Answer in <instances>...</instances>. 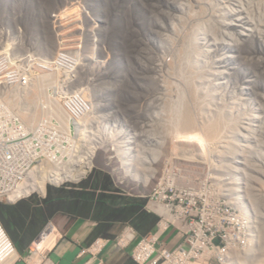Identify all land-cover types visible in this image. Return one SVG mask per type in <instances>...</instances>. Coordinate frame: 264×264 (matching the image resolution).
<instances>
[{"label":"rangeland","instance_id":"obj_1","mask_svg":"<svg viewBox=\"0 0 264 264\" xmlns=\"http://www.w3.org/2000/svg\"><path fill=\"white\" fill-rule=\"evenodd\" d=\"M0 62H73L69 90L104 89L79 127L90 174L147 196L164 174L209 187L215 165H233L239 190L254 163L264 190V0H0ZM249 203L239 201L264 244Z\"/></svg>","mask_w":264,"mask_h":264},{"label":"built area","instance_id":"obj_2","mask_svg":"<svg viewBox=\"0 0 264 264\" xmlns=\"http://www.w3.org/2000/svg\"><path fill=\"white\" fill-rule=\"evenodd\" d=\"M72 63L0 62V202L3 204L16 203L35 194L44 196L49 186L79 182L90 174L95 164L87 169L95 152L79 127L89 125L86 119L92 112L91 97L102 98L105 91L97 83L93 87L100 92L94 95L85 90H69L73 83L71 76L77 71L69 69L68 64ZM56 74L62 77L60 87L52 85ZM36 83L40 86L33 88ZM210 146L224 147L219 142ZM211 156L213 161L220 157L217 151L216 154L211 151ZM82 170L86 172L82 174ZM234 176L233 165L220 170L215 165L209 187H199L189 179L170 181L164 174L147 195L149 208L159 215L156 229L137 238L130 227V233L118 236L117 245L125 248L133 240L132 257L138 264H242L241 258L247 262L264 256L262 239L255 234V221L239 205L240 192ZM170 229L182 236L174 247L161 242ZM52 237L50 228L44 230L33 243L31 253L47 249ZM100 241L94 242L91 251H99L107 240ZM42 242L46 246L41 248ZM19 258L18 249L0 218V264H14ZM96 264L106 262L100 260Z\"/></svg>","mask_w":264,"mask_h":264},{"label":"crops","instance_id":"obj_3","mask_svg":"<svg viewBox=\"0 0 264 264\" xmlns=\"http://www.w3.org/2000/svg\"><path fill=\"white\" fill-rule=\"evenodd\" d=\"M1 220L15 243L20 258L14 264H138L132 257L133 240L127 247L116 239L133 228L137 238L154 231L159 215L149 208V197L119 186L104 171H93L79 182L49 186L44 196L32 195L3 204ZM50 228L53 241L47 249L32 252L39 235ZM107 240L91 251L96 240ZM182 236L168 230L162 244L174 247ZM100 241V242H101Z\"/></svg>","mask_w":264,"mask_h":264},{"label":"bare ground","instance_id":"obj_4","mask_svg":"<svg viewBox=\"0 0 264 264\" xmlns=\"http://www.w3.org/2000/svg\"><path fill=\"white\" fill-rule=\"evenodd\" d=\"M2 5H4L3 3H2ZM192 87V86H191ZM210 115V114H209ZM207 117V116H206ZM205 117V118H206ZM215 117V116H214ZM219 118V117H218ZM183 120H186L184 117H183ZM209 120V119H208ZM211 120V119H210ZM218 122V121H217ZM174 123V122H173ZM185 123H187V122H185ZM189 123H190V121H189ZM205 123V122H204ZM207 123V122H206ZM82 131V130H81ZM212 132V131H211ZM213 133V132H212ZM103 143V142H102ZM92 148V147H91ZM94 149V148H93ZM242 149V148H241ZM95 152V151H94ZM92 153V152H91ZM249 156H251V153L249 154ZM93 158V160L89 163V164H87V169H89L91 166H92V164L96 161V155L94 156V157H92ZM249 160V159H248ZM262 160V159H261ZM259 161V162H262V161ZM250 161V160H249ZM97 162V161H96ZM258 162V161H257ZM252 163V162H251ZM127 164V163H126ZM124 162L122 163V167L125 169V171H126V173H131L132 171H130L129 169H128V167H127V165H126ZM257 164V163H256ZM263 165V164H262ZM259 166H261V165H259ZM243 167V166H242ZM262 167V166H261ZM137 169H139L138 168V166H137ZM240 169V168H239ZM259 169H260V167H259ZM258 167H257V165H255L254 163H253V165H252V167L250 166V165H248V175H244L245 177H242V178H244L245 179V182H243L244 184H246V186L245 185H241L242 184V182H239L238 184H239V195L241 194V193H243V194H241L240 195V197L242 198H238L239 199V201L241 202H243V204H244V202H246V197H247V195H248V198L250 199L251 198V201H252V203H249L250 205L252 204V205H254V206H257L258 205V208H256V210L257 211H259V213L258 214H260V223H261V229H262V232H261V236L264 238V190H263V188H262V190L261 189H259L258 187H257V185H258V182H260L259 180L260 179H258V180H255V178L257 177V174H258ZM262 170H260V172H261ZM264 171V170H263ZM86 172V170H82V174H84ZM139 173V172H138ZM138 173H137V171H133V176L135 177H137V175H138ZM262 173V172H261ZM252 175V176H251ZM260 175H262V174H260ZM264 175V174H263ZM259 178V177H258ZM240 181V180H239ZM243 181V180H242ZM262 182H264V181H262ZM241 183V184H240ZM257 183V184H256ZM264 184V183H263ZM241 190V191H240ZM248 193V194H247ZM246 195V196H245ZM244 199H245V201H244ZM241 205V204H240ZM243 207H242V209L244 208V205H242ZM260 207H261V209H260ZM244 210V209H243ZM264 241V240H263ZM262 248H264V247H262ZM253 260V259H252ZM254 263V262H253Z\"/></svg>","mask_w":264,"mask_h":264}]
</instances>
